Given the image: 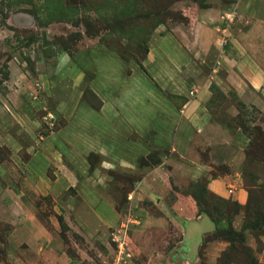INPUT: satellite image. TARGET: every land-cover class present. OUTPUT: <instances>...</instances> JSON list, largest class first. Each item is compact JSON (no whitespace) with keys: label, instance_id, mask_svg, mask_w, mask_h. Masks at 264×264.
Here are the masks:
<instances>
[{"label":"rangeland","instance_id":"rangeland-1","mask_svg":"<svg viewBox=\"0 0 264 264\" xmlns=\"http://www.w3.org/2000/svg\"><path fill=\"white\" fill-rule=\"evenodd\" d=\"M253 75L264 76V0H0V199L20 191L24 207L0 219V264H21L29 240L8 238L23 240L24 215L57 264H264ZM67 138L95 146L87 162L53 160ZM67 169L105 202L79 213ZM213 179L219 190L204 191ZM207 212L225 231L206 232L189 260L184 225Z\"/></svg>","mask_w":264,"mask_h":264},{"label":"crops","instance_id":"crops-1","mask_svg":"<svg viewBox=\"0 0 264 264\" xmlns=\"http://www.w3.org/2000/svg\"><path fill=\"white\" fill-rule=\"evenodd\" d=\"M252 78H254L255 80H258L259 83L264 85V76H261V78L258 79L257 76L253 75ZM192 107L193 106L189 107L186 110H188L189 113H193V111H194L193 109L194 108H192ZM133 131L134 130L130 131V133H132ZM72 141L75 142V140L73 138H72V140H70L68 138L66 139V141L64 142L65 146H67L66 147V152H65L66 154H63V153L61 154L59 151H56V154L59 157L57 158L56 156H54V158H53L54 161H56L57 163H59V162L61 163L60 160L62 159V157L64 158V156H66V155L69 157V160L76 158L75 156H80L84 161H86L85 155L90 150L95 149L94 148L95 146L92 143H89V144L86 145L84 142L83 143H77V144L75 142L74 145H72ZM43 142H41L40 145H39V149H41V151H42L39 156L42 159L43 158H47L46 151H45L44 147L42 146ZM25 147H26V150H27V146L26 145H25ZM130 148L136 149L134 152H137V150L139 152L140 145H134V146H132ZM35 155L36 154L33 153L32 158ZM57 159H60V160H57ZM65 164L66 163H64V165ZM65 168H66V166H65ZM67 170L68 171L65 172L66 173V177H67V181L70 182V183H71V181H77L76 192L82 198V200L80 201V204H79L80 207H81L80 211H78L79 213H81L82 211H83L82 213H85V211H87V212L90 211L89 213H91L92 212V205L96 204L98 201H104L105 202V200L102 198V196L95 192L96 190L91 193V191L89 190L92 187L91 185H90V188L85 187L86 185L83 184L84 183L83 180H82L83 181L82 182L81 180L77 179L78 176L76 175V177H75L73 172H72V170H69V169H67ZM34 175L35 176L40 175V177H44L43 173H41V172H39L38 174L34 173ZM83 175H84V173H83ZM4 176H8V175H5V174L0 175V189H2L1 188V184H3L2 182H4L2 177H4ZM7 181L8 180L6 178L5 182H7ZM78 187H84L86 191H83V192H85V194H83V193L81 194L82 190H79ZM207 187H208L209 190L217 191L220 188V184H219V182L215 181V179H213V180L208 181V186ZM11 192H12V194H10V191H5V189H4V192H3L4 194L2 195V199H0V219H3V220L6 219L3 216V214H4L3 212H5V211L8 212L9 210H10V214L13 216V219L14 218H18V215L13 213L12 209H14L17 213H20V215H21V213H23L24 207H23V202L20 199L21 198V194H18L20 191H12L11 190ZM87 192L89 194H91L90 196L92 197V200H90V201L88 199ZM1 193L2 192L0 191V194ZM237 193H238V195L240 197L243 196V194L241 193L240 190H238ZM16 194H18V195H16ZM234 194H235V191H234ZM14 196H17L18 200H14ZM6 197H10L11 201L9 200L7 202ZM19 199H20V201H19ZM103 205H105V203ZM17 208H19V210L21 212H19L17 210ZM32 211H33V209H30V212H32ZM7 215H9V214L7 213ZM22 219H23L22 220L23 222L21 223L22 226L20 227V232H21V235L23 236L22 237L23 240L15 241V240H11V239L9 240V238H8V241L10 242L9 245L16 242V244L18 246L20 244L19 243L20 241H23V242L27 243V239L29 240L27 245L25 247H23V248H20V250H19L20 251L19 252V257H18V259H20L19 262L21 264H41V262H40L41 260L44 261V259H47L48 255H50V256L52 255L50 257V262H51L52 259L54 260V262L51 263V264H57V258H58L57 252H56L55 247L53 246V244L50 243L51 242L50 239L46 238V234H44V231H43V226H41L42 230L38 229L36 226H33L34 222H33V216L32 215H26V216L24 215ZM161 222H162V220H161ZM35 229L39 230L40 239L33 233V232H35ZM35 239H37V240H35ZM35 242H39L38 243L39 245L38 246H32ZM62 260H63V257H62ZM60 261L61 260H59V262ZM59 262H58V264H59ZM66 263H67V260H66Z\"/></svg>","mask_w":264,"mask_h":264},{"label":"water","instance_id":"water-1","mask_svg":"<svg viewBox=\"0 0 264 264\" xmlns=\"http://www.w3.org/2000/svg\"><path fill=\"white\" fill-rule=\"evenodd\" d=\"M216 228L215 222L203 213L197 220H188L184 225V243L183 247L186 252L181 253L184 257L192 260L196 256L198 246L202 240L203 235ZM191 229H196L194 234H191Z\"/></svg>","mask_w":264,"mask_h":264},{"label":"trees","instance_id":"trees-1","mask_svg":"<svg viewBox=\"0 0 264 264\" xmlns=\"http://www.w3.org/2000/svg\"><path fill=\"white\" fill-rule=\"evenodd\" d=\"M204 191H208V188L204 185ZM194 201H195V203H196V205H197V209H198V212L200 213V212H203V210H201L200 209V201L198 200V198H197V196H194ZM207 214H208V212H207ZM209 216H210V218L215 222V224H216V228H217V231H219V232H224L225 230L224 229H222V228H218V221H217V219L216 218H214V217H212L210 214H208ZM228 231H230L231 233H233V234H239L240 232H238L237 230H235V229H233L231 226L229 227V229H228Z\"/></svg>","mask_w":264,"mask_h":264},{"label":"built area","instance_id":"built-area-1","mask_svg":"<svg viewBox=\"0 0 264 264\" xmlns=\"http://www.w3.org/2000/svg\"><path fill=\"white\" fill-rule=\"evenodd\" d=\"M233 15L232 13H227L226 14V25L229 26V23H231V21L233 20ZM226 29L225 28H222V32L225 33ZM192 93V92H191Z\"/></svg>","mask_w":264,"mask_h":264},{"label":"bare ground","instance_id":"bare-ground-1","mask_svg":"<svg viewBox=\"0 0 264 264\" xmlns=\"http://www.w3.org/2000/svg\"><path fill=\"white\" fill-rule=\"evenodd\" d=\"M191 234H194L196 232V229H191Z\"/></svg>","mask_w":264,"mask_h":264}]
</instances>
